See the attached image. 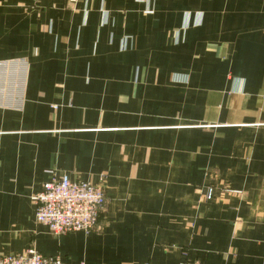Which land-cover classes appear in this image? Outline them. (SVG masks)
<instances>
[{"label": "crops", "instance_id": "0c3cea01", "mask_svg": "<svg viewBox=\"0 0 264 264\" xmlns=\"http://www.w3.org/2000/svg\"><path fill=\"white\" fill-rule=\"evenodd\" d=\"M18 59L0 256L264 264V0H0V62ZM63 175L103 186L96 231L36 221L34 197Z\"/></svg>", "mask_w": 264, "mask_h": 264}, {"label": "built area", "instance_id": "2783aa9c", "mask_svg": "<svg viewBox=\"0 0 264 264\" xmlns=\"http://www.w3.org/2000/svg\"><path fill=\"white\" fill-rule=\"evenodd\" d=\"M39 3L41 0H33ZM76 4L80 0H66ZM28 62L24 59L0 62V107L17 109L23 102ZM228 192L234 193L233 190ZM239 193V192H238ZM207 199H213L209 188ZM36 221L56 237L97 230L107 198L103 186L72 180L67 175L52 176L34 197ZM0 264H64L61 257H47L35 251L21 255L0 256ZM180 264H193L185 259Z\"/></svg>", "mask_w": 264, "mask_h": 264}, {"label": "rangeland", "instance_id": "374dc122", "mask_svg": "<svg viewBox=\"0 0 264 264\" xmlns=\"http://www.w3.org/2000/svg\"><path fill=\"white\" fill-rule=\"evenodd\" d=\"M238 2H239V0H227V3H228V4H238ZM237 64H239L238 61H237ZM90 183H91V182H90ZM94 185H95V184H94ZM211 188H212V187H211ZM212 189H213V188H212ZM213 190H214V189H213ZM228 190H230V189H227L226 191L228 192ZM229 193H232V192H229ZM237 193H238V191H237V190H236V191L234 190V193H233V194H237ZM213 195H214V194H213ZM213 198H214V196H213ZM204 199L207 200V201H211V200H212V199H211V200H208V199H207V194L204 195Z\"/></svg>", "mask_w": 264, "mask_h": 264}]
</instances>
